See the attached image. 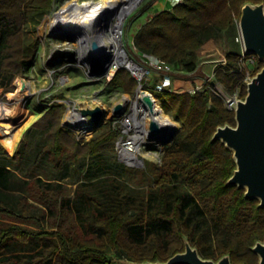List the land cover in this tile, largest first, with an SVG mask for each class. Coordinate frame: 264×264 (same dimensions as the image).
<instances>
[{"label": "trees", "instance_id": "obj_1", "mask_svg": "<svg viewBox=\"0 0 264 264\" xmlns=\"http://www.w3.org/2000/svg\"><path fill=\"white\" fill-rule=\"evenodd\" d=\"M56 1L0 0V96L14 90V80L30 64L26 25L37 24ZM246 1L185 0L144 22L134 36L135 47L177 70L194 72L198 51L238 24ZM241 55V47L229 51L227 63L218 64L214 73L228 92L241 88L244 97ZM263 65L259 60L256 72ZM109 83L125 92L137 85L122 68ZM158 94L165 112L183 127L161 164L145 160L140 168L121 161L120 131L114 126L79 139L63 125L66 105L58 101L45 107L13 154L0 142V264L167 260L184 250V234L205 257L230 252L235 264L258 263L251 247L264 239V208L246 198L244 189L226 184L236 164L231 150L212 141L218 125L235 124L234 111L210 89ZM11 122V117L0 120V133ZM35 136L34 158L20 175L24 147ZM71 171L82 176L75 188L65 181ZM209 219L215 222L214 247L206 239L212 232Z\"/></svg>", "mask_w": 264, "mask_h": 264}, {"label": "rangeland", "instance_id": "obj_2", "mask_svg": "<svg viewBox=\"0 0 264 264\" xmlns=\"http://www.w3.org/2000/svg\"><path fill=\"white\" fill-rule=\"evenodd\" d=\"M82 1L84 0H57L50 13L43 16L37 24L29 23L25 27L27 40L25 52L30 58V64L24 74L18 77H23L29 81L34 88V91L30 94V89L26 88L25 95L21 101L23 109L18 113H15L14 116L8 115L2 118H13V122H11L9 126L0 133V142L11 154L15 152L26 130L40 117L45 107L53 102L58 101L66 105V112L62 120L63 124L72 115L71 113H73L72 109L74 106H102L107 111L105 122L101 126L94 128L92 133L91 127L87 126L86 132L80 134L75 128L69 127L65 124L67 129L79 134L81 137L83 136V139L86 140H89L94 135H100L112 128L113 121L111 118L113 116V109L124 97H129V101L126 103L125 112H133V101L137 99L136 92L139 82L134 77L131 69L120 67L128 70L136 79L137 85L134 92H125L122 89L113 88L109 83L110 80L108 79L107 74L100 75L90 71L92 69H98L97 65L105 60H97L98 64L96 65V61L94 62L91 57L90 60H92L93 65V68L91 69L89 64L80 61L78 51L81 43L79 38H76L75 36L55 35L49 30L48 22L50 18L54 17L55 20H57L66 16L73 7L79 6ZM153 2L154 0H142L137 10L128 14L122 27L123 31L121 36L123 48L127 52L129 59L138 64H145V62L135 47L134 36L138 27L151 18V15L147 14V10L151 8ZM111 21L114 28L115 19L112 18ZM239 34V26L236 24L230 30L224 31L220 37L214 38L206 43L204 47L198 51V70L190 75L176 73V85L185 86L187 82L194 83L211 75L214 72L213 68L218 60L223 58L229 51L240 49L241 45L236 40ZM18 77H16L12 84L14 90L3 93L0 96V102L9 101L13 98V95L17 90L16 81ZM145 88L147 87L145 86ZM9 92H13L11 98L8 96ZM153 93L163 108L162 102L157 98L159 97V94L155 91H153ZM69 112L71 113L68 114ZM164 113L176 128V131L173 134V140L170 143H165L151 139V141H149V143H147L142 149V153L140 154V157H144L147 163L152 161L161 164V158L165 149L174 142L183 130L182 123L179 120L171 114L166 113L165 110ZM12 127H19L18 135L13 146L8 147L3 142L1 136ZM36 137L37 136H35V138L30 137L29 145L24 147V162L22 166L17 169V172L20 175L26 174V171L34 158L36 142L38 141ZM81 178L82 176L80 174L71 171L70 176L66 178L65 181L75 188V182ZM145 188H147V186H145ZM209 223L212 232L206 235V239L211 244V247H214L215 242L213 235L215 222L212 219H209Z\"/></svg>", "mask_w": 264, "mask_h": 264}, {"label": "water", "instance_id": "obj_3", "mask_svg": "<svg viewBox=\"0 0 264 264\" xmlns=\"http://www.w3.org/2000/svg\"><path fill=\"white\" fill-rule=\"evenodd\" d=\"M242 47L246 54H255L264 63V0L255 2L248 0L241 6V13L238 20ZM89 40V38H88ZM91 57L97 65V60L106 56L107 52L101 38L90 39ZM129 57V56H128ZM112 58H107L98 64V69L93 73L100 75L108 74L110 66L118 70L120 67L112 64ZM131 60V59H129ZM140 86L137 88L138 97ZM144 93L142 101L152 112L155 111L156 98L151 94ZM235 124L226 122L218 125L212 141H221L233 155L235 168L227 180L228 186H237L244 189V195L248 199L258 200V206L264 208V65L256 72L247 84L246 95L239 98L233 105ZM78 114L87 118L90 117L94 127L101 126L107 116V111L102 106H75ZM126 104L124 101L117 103L113 109L114 116H121L125 113ZM152 140L170 143L173 134L162 140L165 129L157 122L150 124ZM120 160L128 165L144 167L143 158L135 157L133 161L126 156L119 154ZM185 248L167 260H145L142 262L123 258L120 264H235L230 252L222 254L218 258L205 257L201 254L197 245H194L189 236L184 234ZM258 256L257 264H264V239L256 240L251 247ZM246 264V263H242Z\"/></svg>", "mask_w": 264, "mask_h": 264}, {"label": "bare ground", "instance_id": "obj_4", "mask_svg": "<svg viewBox=\"0 0 264 264\" xmlns=\"http://www.w3.org/2000/svg\"><path fill=\"white\" fill-rule=\"evenodd\" d=\"M139 1L140 0H84L79 6L73 7L66 16L57 20L54 18L48 27L50 32L55 35L75 36L79 38L81 43L78 51L80 61L89 64L91 69L93 65L92 60H90L91 46L89 40L92 38H101L105 46L107 54L102 60H106L109 57L112 58V64H116L117 66L125 65L128 68H139L138 65L129 60L128 54L123 48L121 36L122 27L128 14ZM112 18L115 19L114 28L111 21ZM93 70L94 69L90 71L93 73ZM115 70L114 65H111L108 74L111 76ZM16 86L17 90L13 98L9 101L0 102V119L8 115L14 116L15 113L23 109L21 101L25 95L26 88L30 89V94L34 91L33 86L23 77H18ZM143 95L144 93L142 91L139 92L137 99L133 101V112L131 114L138 131V136L143 137L145 135L152 138L149 125L151 122L157 121L165 129V133L161 138L165 140L169 135L175 133L176 128L169 118L166 117L161 103L156 100L155 111L152 112L151 109L143 103ZM121 101H124L126 104L129 101V97L126 96ZM72 111L73 113H68L72 115L66 122L71 125L72 128H75L77 132L84 134L87 130V126L93 127V122L87 118L81 117L76 110L72 109ZM18 128L12 127L1 136L3 142L8 147H12L15 143L18 135ZM125 155L127 158L131 159V161L135 159L133 153H126Z\"/></svg>", "mask_w": 264, "mask_h": 264}, {"label": "built area", "instance_id": "obj_5", "mask_svg": "<svg viewBox=\"0 0 264 264\" xmlns=\"http://www.w3.org/2000/svg\"><path fill=\"white\" fill-rule=\"evenodd\" d=\"M141 1L142 0L139 1V3L132 9L131 12L137 10ZM184 1L185 0H171V3L173 4V6H175L177 4L183 3ZM236 40L241 45L242 55H241L240 62L242 66L245 67V70H246L243 83L246 84L247 86L248 82H250L251 78L256 74V70L258 69L259 58L255 54L245 53L242 47V37L240 34L237 36ZM139 55L142 57L145 64H138L131 60L136 65H138L139 68H129L131 69L134 77L139 82V86H140L139 92L145 90L146 92L151 93L155 97V94L153 93V91L157 93H161L164 91H170V92H175V93L188 92L190 94H196L197 92L210 89V91L218 95L223 100L225 107L230 111H234V108H233L234 103L239 98H242L241 88H238L236 91L232 93L228 92L225 86L223 85V83L216 80L214 72L211 75L199 81H196L194 83L187 82L185 86H177L176 85V77H177L176 73L177 71H180V70H177L173 64L168 63L165 60L157 56H154V55H147V54H140V53ZM226 63H227V58L225 55L223 58L217 61L216 65L213 68V71L218 64H226ZM116 71L117 70H115V72L111 76L107 74L108 79L110 81L112 80V77L115 75ZM189 73L192 74L194 72H189ZM145 86L147 88H145ZM139 92H138V95H139ZM74 108L73 110H75ZM131 114H132L131 112L130 113L125 112L121 116L113 115L111 118V120L113 121V126L118 128L120 131L118 140H117V150H118V153L121 154V156H126L125 155L126 153L127 154L133 153L135 157L144 159V157H140V154L142 153V149L146 146V144L149 143V141H151V138L145 135L143 137L138 136V131L134 124V120L131 117ZM87 119H89L92 122L90 117H87ZM65 124L69 127H72L71 125L64 122L63 125L65 126ZM93 127H94V123H93ZM92 132H93V129L91 133ZM77 136L79 139H83V136L81 137L79 134H77Z\"/></svg>", "mask_w": 264, "mask_h": 264}, {"label": "crops", "instance_id": "obj_6", "mask_svg": "<svg viewBox=\"0 0 264 264\" xmlns=\"http://www.w3.org/2000/svg\"><path fill=\"white\" fill-rule=\"evenodd\" d=\"M172 7H173V4L171 3V0H154V2L151 5V8H149V10H147V14L151 15V17H152L155 14H157L158 12H160L162 10L171 9ZM141 25H140V27H141ZM140 27H138V29ZM137 31L138 30H136V32ZM177 73L184 74V75H186V74L190 75L189 72H184V71H177ZM176 83H177V80H176Z\"/></svg>", "mask_w": 264, "mask_h": 264}]
</instances>
